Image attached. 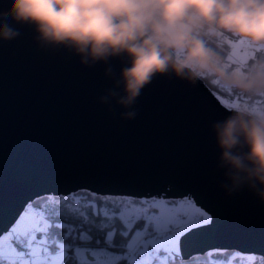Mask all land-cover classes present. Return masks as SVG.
<instances>
[{
  "label": "water",
  "instance_id": "obj_1",
  "mask_svg": "<svg viewBox=\"0 0 264 264\" xmlns=\"http://www.w3.org/2000/svg\"><path fill=\"white\" fill-rule=\"evenodd\" d=\"M0 3V19H7ZM0 42V235L36 197L78 189L136 197L191 198L212 225L179 236L182 258L210 249L264 255V204L220 188L211 125L230 109L204 83L157 75L122 120L98 98L123 58L84 67L61 48L40 50L34 31Z\"/></svg>",
  "mask_w": 264,
  "mask_h": 264
},
{
  "label": "clouds",
  "instance_id": "obj_2",
  "mask_svg": "<svg viewBox=\"0 0 264 264\" xmlns=\"http://www.w3.org/2000/svg\"><path fill=\"white\" fill-rule=\"evenodd\" d=\"M0 42L28 26L40 50L65 49L84 67L123 58L119 74L106 67L112 87L98 98L122 120L137 116L135 102L157 75L193 85L209 82L240 94H264V62L228 72L209 44L228 36L264 49V0H0ZM219 47V40H217ZM219 152L220 188L228 196L248 190L264 204V108L237 106L211 125Z\"/></svg>",
  "mask_w": 264,
  "mask_h": 264
},
{
  "label": "snow or ice",
  "instance_id": "obj_3",
  "mask_svg": "<svg viewBox=\"0 0 264 264\" xmlns=\"http://www.w3.org/2000/svg\"><path fill=\"white\" fill-rule=\"evenodd\" d=\"M227 43L228 61L240 66L236 72L264 53L242 41ZM55 196L29 204L0 236V264H180L179 236L213 224L194 204L164 198L111 202L84 193Z\"/></svg>",
  "mask_w": 264,
  "mask_h": 264
},
{
  "label": "trees",
  "instance_id": "obj_4",
  "mask_svg": "<svg viewBox=\"0 0 264 264\" xmlns=\"http://www.w3.org/2000/svg\"><path fill=\"white\" fill-rule=\"evenodd\" d=\"M217 40H219V47H217ZM232 40L228 36L219 37V38H213L209 41V44L216 49V51L219 53V55L223 59V63L225 66V69L228 72H235L239 65L232 64L228 61V56L230 55L232 49L228 45V41ZM233 41V40H232ZM255 59H250L248 62L253 63L255 60L263 62L264 61V53H256ZM242 72L248 71V69L240 68ZM205 84L211 89V91L214 92V94L223 100H227L230 103L233 104V107L237 106H247L254 108L256 103V108L258 107L257 104L260 106V104H263L264 107V95L257 94V95H249V94H240L238 91H225L220 89L219 87L204 81ZM71 193H84V194H91L98 199H103L105 201H111V202H119L123 200H134V201H140V200H149L150 197H136V196H130V195H115V194H102V193H96L93 191H89L87 189H78L76 191H72ZM68 194H63L64 196H67ZM61 194H58L55 196L56 199H60ZM47 195H43L40 197H36L33 199L30 203H33L34 201H39L42 199H46ZM173 198H167V200H172ZM12 228H10L11 230ZM254 257V259H252ZM262 258H264V255L261 254H255V253H242L237 250H228V249H210L205 251L204 253H197L193 254L188 258H183L180 261V264H217L215 261H218L219 259H224L225 262H238L240 261V264H260Z\"/></svg>",
  "mask_w": 264,
  "mask_h": 264
},
{
  "label": "rangeland",
  "instance_id": "obj_5",
  "mask_svg": "<svg viewBox=\"0 0 264 264\" xmlns=\"http://www.w3.org/2000/svg\"><path fill=\"white\" fill-rule=\"evenodd\" d=\"M205 83V82H204ZM255 106L254 108H256V103H254ZM257 108H261L263 107V104H260V106L257 104ZM161 199V198H164V197H160V196H151L150 199ZM149 199V200H150ZM167 200V198H164ZM168 201H171V202H181V203H184L185 206L187 207H190L191 205H195L197 208H199L201 211H203L199 206H197L194 201L191 199V198H187V197H178V198H173L172 200H168ZM31 204V203H28L25 208L23 209V211L21 212V214L19 215V217L17 218L16 222L11 226V228H13L15 226V224L17 223V221L20 219V216L24 214L25 210L27 209V206ZM204 212V211H203ZM206 213V212H205ZM8 232H10V230H8L6 233H3L2 235L0 236H3V235H7ZM179 239V238H178ZM178 247H179V244H178Z\"/></svg>",
  "mask_w": 264,
  "mask_h": 264
},
{
  "label": "built area",
  "instance_id": "obj_6",
  "mask_svg": "<svg viewBox=\"0 0 264 264\" xmlns=\"http://www.w3.org/2000/svg\"><path fill=\"white\" fill-rule=\"evenodd\" d=\"M231 54V53H230ZM264 62V61H263ZM257 63H260V61H257L255 60L253 63H247V65L243 66L242 68H245V69H249L252 65L254 64H257ZM50 195V194H49ZM48 196V195H47ZM217 264H240V261L238 262H233V263H230V262H225L224 259H219L218 261H215Z\"/></svg>",
  "mask_w": 264,
  "mask_h": 264
},
{
  "label": "bare ground",
  "instance_id": "obj_7",
  "mask_svg": "<svg viewBox=\"0 0 264 264\" xmlns=\"http://www.w3.org/2000/svg\"><path fill=\"white\" fill-rule=\"evenodd\" d=\"M49 194H52V193H48V194H46V195H49Z\"/></svg>",
  "mask_w": 264,
  "mask_h": 264
}]
</instances>
